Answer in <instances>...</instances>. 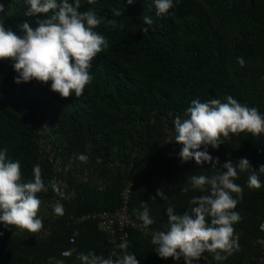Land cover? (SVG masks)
<instances>
[{"label":"trees","instance_id":"16d2710c","mask_svg":"<svg viewBox=\"0 0 264 264\" xmlns=\"http://www.w3.org/2000/svg\"><path fill=\"white\" fill-rule=\"evenodd\" d=\"M173 2L174 7L163 17L156 16L152 0H133L130 5L127 0L82 2L78 11L91 9L101 18L95 31L105 37L107 47L93 59L90 68L93 80L80 98L73 93L62 99L50 91V82L41 84L33 80L17 84L13 62L0 60V150L7 149V154L15 151L32 165L39 164L46 185L55 159L38 150L36 136L40 127L56 123L72 130L92 120L86 126L92 154L107 164L109 150L116 145V158L120 162L115 172L104 178L103 188L90 186L60 200L63 216L55 215L54 207L48 217L41 216L45 236L35 238L29 232L0 224V233H3L0 235V264H55V260L80 264L79 254L89 252L107 258L117 238L102 232L95 220L74 223L73 219L82 213L117 207L125 179L131 182L128 203L131 216L140 221L136 212L142 210L141 202H146L155 221L149 227L165 231L167 207L172 206L182 215L190 208L193 197L208 194L191 189L188 180L192 175L211 177L216 174L211 163L197 165L194 160L182 163L178 155L182 146L177 143L169 142L165 150H153L147 148L142 136L137 141L129 138V142L123 141L104 118L90 117L93 107L101 105L103 111L110 114L127 113V124L134 122V128L153 117L159 125L168 122L169 128L174 129L175 117L183 116L192 100L207 102L215 98L226 102L224 98L229 95L264 115V49L256 48L259 43L264 44V0ZM0 4L4 5L0 21L6 27L19 33L25 21L35 26V18L25 16L24 0H0ZM113 10H119L122 15L115 16ZM145 16L153 20L147 34L140 31L141 27H147L143 25ZM109 20L116 21L115 27ZM238 57H243V67L237 63ZM151 105L155 108L148 112ZM167 113L170 117L166 118ZM145 130L139 128L138 131L143 134ZM92 132L102 135L94 140L90 136ZM107 133L111 134L110 138ZM111 138L114 141H110ZM129 149L142 157L136 166L128 161ZM207 151L214 159L219 158L218 170H222L221 165L228 160L236 163L247 158L251 168L258 171L264 165V133L258 136L247 132L230 134L217 149L208 146ZM252 169L241 173L237 168L238 178L234 181L243 188L242 198L232 194L239 199L234 210L241 219L233 225L239 237V251L220 262L204 253L194 264H264V173H258L261 188L249 189L247 180ZM23 181L27 182L26 178ZM186 187L187 192L183 191ZM205 187L210 188V185ZM159 188L168 196L166 201L156 196ZM37 195L42 200L45 191ZM127 231V251L135 255L139 264H184L182 259L160 258L150 238L142 236L135 228H127ZM74 232L75 253L62 256Z\"/></svg>","mask_w":264,"mask_h":264},{"label":"clouds","instance_id":"9594fccd","mask_svg":"<svg viewBox=\"0 0 264 264\" xmlns=\"http://www.w3.org/2000/svg\"><path fill=\"white\" fill-rule=\"evenodd\" d=\"M82 2L94 4L96 0H24L25 16L35 18V26L25 21L21 23L19 33L0 21V60L13 62L12 68L17 73L15 83L50 82V91L62 99L73 93L76 98L83 95L85 87L93 80L90 74L92 61L107 47V41L95 31L102 22L95 11H78ZM127 3L130 5L133 0H127ZM152 4L158 17L166 16L174 7L173 0H152ZM0 12H4L3 4H0ZM113 14L122 15L119 10H113ZM108 23L113 27L116 25L115 20ZM143 25L147 27H141L140 31L147 34L153 25L152 18L145 16ZM237 63L243 67V57H238ZM224 99L226 102L215 98L207 102L194 99L184 115H177L173 121L175 143L182 146L178 153L181 162L211 163L216 174L189 177L191 189L208 194L193 197L190 208L182 215L172 206L165 210L167 230L157 231L151 238L154 251L162 259H182L184 264H194L204 253H209L220 262L239 251V237L233 227L241 219L239 212L234 210L239 199L232 194L242 198L243 188L234 181L238 178L237 168L241 173L252 168L247 158H241L236 163L226 161L221 165L222 170H218L219 158L214 159L207 148L217 149L230 134L247 132L258 136L264 133V115L230 95ZM76 159L86 163L88 157L79 154ZM258 173H264V165L258 171L252 169L247 180L249 189L261 188ZM32 176L30 181H23L19 160L8 159L7 149L0 150V224L5 228L15 227L29 233L42 230L43 221L38 217L41 200L37 194L47 188L39 164L33 167ZM52 188L63 197L55 184ZM188 190L187 187L183 189ZM156 196L164 201L168 199L163 188L156 190ZM140 208L142 210L136 212L137 218L144 228H148L155 221L146 202H141ZM54 214L64 215L62 204L54 205ZM120 247L124 249L120 258L114 259L115 253H109L105 258L89 252L80 253L78 260L80 264H139L135 255L127 251V241ZM61 255L67 257L71 252L65 251ZM55 264L64 262L55 260Z\"/></svg>","mask_w":264,"mask_h":264},{"label":"rangeland","instance_id":"374dc122","mask_svg":"<svg viewBox=\"0 0 264 264\" xmlns=\"http://www.w3.org/2000/svg\"><path fill=\"white\" fill-rule=\"evenodd\" d=\"M256 48L260 51L264 49V44L259 43ZM29 104V103H28ZM154 105L147 108L150 112ZM153 107V108H152ZM90 117L100 116L104 118L108 123V127L119 132V138L123 141L129 142V139L137 141L140 136L145 140L147 148L153 150H165L169 142L175 143V131L169 128L168 122L164 125H159L153 117L143 120L134 128V122L127 124L128 114L122 112L121 115L116 113L110 114L103 111L101 105H97L92 108L89 113ZM148 114V113H146ZM106 116V117H105ZM170 117V113L165 114ZM118 117V118H117ZM120 118V119H119ZM83 122L77 128L68 130L67 128L60 127L56 123L43 124L37 132L36 144L41 154L47 155L49 158H54L55 162L52 167L51 175L46 180V188L44 198L41 200L40 210L38 217L49 216L51 209L56 203L67 197L74 196L82 189L88 187L103 188L106 180L105 177L111 172H115L120 162L116 158V145L111 146L110 155L106 157L107 164H104V159L98 158L92 154V145L87 141V124L91 122ZM114 121H116L114 125ZM99 128V125L95 126ZM139 128H145L146 130L141 134ZM99 130V129H96ZM109 134V135H108ZM102 134L99 132L91 133L94 140H98ZM108 138L111 137L110 133H107ZM129 138V139H128ZM110 141H114L112 138ZM176 144V143H175ZM74 146L75 148H70ZM105 148V152L108 151V146ZM71 149V152H69ZM128 161L133 162L132 165L136 166L138 160L142 157L138 152L133 149H129ZM84 154L88 157L86 163H81L76 156ZM20 155L11 151L7 154L8 159L12 161L19 160L21 165L22 179L26 178V181H30L33 176L32 163L26 159L19 157ZM104 158V157H103ZM55 184L60 192H63V197L58 195L57 191H54L52 185Z\"/></svg>","mask_w":264,"mask_h":264},{"label":"built area","instance_id":"2783aa9c","mask_svg":"<svg viewBox=\"0 0 264 264\" xmlns=\"http://www.w3.org/2000/svg\"><path fill=\"white\" fill-rule=\"evenodd\" d=\"M131 192V182L127 179L123 181L122 187L120 189V204L113 208V209H100L94 210L91 212L82 213L76 217H74V223H82L87 220H95L98 223L100 230L106 235L115 236L116 243L111 246L109 249V253H115L116 255L113 257L120 258L124 254V249L120 247L122 243L127 241L128 231L127 228H135L138 232L147 238H152V235L157 231H165L163 229H158L154 227L144 228L142 226V222L135 220L129 210H128V203L130 198ZM75 232L72 233L68 238L69 246L65 251L71 252V255L75 253V246H74V238ZM107 254V257L109 255ZM70 255V256H71Z\"/></svg>","mask_w":264,"mask_h":264},{"label":"crops","instance_id":"0c3cea01","mask_svg":"<svg viewBox=\"0 0 264 264\" xmlns=\"http://www.w3.org/2000/svg\"><path fill=\"white\" fill-rule=\"evenodd\" d=\"M40 218V217H39ZM22 232H26L27 233V231H22ZM47 233H46V230L44 229V228H42V230L40 231V232H38V233H29V235H31V236H33V237H40V236H45Z\"/></svg>","mask_w":264,"mask_h":264}]
</instances>
